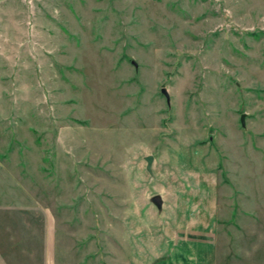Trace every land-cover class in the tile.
Here are the masks:
<instances>
[{"label": "rangeland", "instance_id": "obj_1", "mask_svg": "<svg viewBox=\"0 0 264 264\" xmlns=\"http://www.w3.org/2000/svg\"><path fill=\"white\" fill-rule=\"evenodd\" d=\"M194 195L264 264V0H0V264H126Z\"/></svg>", "mask_w": 264, "mask_h": 264}, {"label": "crops", "instance_id": "obj_2", "mask_svg": "<svg viewBox=\"0 0 264 264\" xmlns=\"http://www.w3.org/2000/svg\"><path fill=\"white\" fill-rule=\"evenodd\" d=\"M196 197L201 198L202 204H207V207L203 209L195 205ZM187 199L192 200L194 206L179 209L180 214L187 216V221L181 222L178 230H173L179 233L172 238L169 236L168 244L158 243V246L153 247L141 241L143 237L141 233L138 237L134 234L132 239L133 234L130 231L128 241L133 242L137 249L133 255L128 256L126 264H244L237 245L228 240L224 231L218 228V224L208 222V219H216L218 215L216 208L211 207L212 203H208L207 198L203 196L194 195ZM205 216H208L207 221ZM52 233L54 249L56 245L54 229ZM28 258L29 264H40L33 251L29 252ZM54 262L53 256H49L47 251L46 264H55Z\"/></svg>", "mask_w": 264, "mask_h": 264}, {"label": "water", "instance_id": "obj_3", "mask_svg": "<svg viewBox=\"0 0 264 264\" xmlns=\"http://www.w3.org/2000/svg\"><path fill=\"white\" fill-rule=\"evenodd\" d=\"M161 93L164 95L166 101L168 102L169 101V97H168V94L166 92L165 89H161ZM241 125L243 126L244 123H243V116L241 117ZM145 162H146V171L147 172H151V164H152V161H153V157L152 156H146L144 158ZM151 202L155 205V207L160 211L161 210V207H162V200H161V197L159 195H155L151 198Z\"/></svg>", "mask_w": 264, "mask_h": 264}]
</instances>
